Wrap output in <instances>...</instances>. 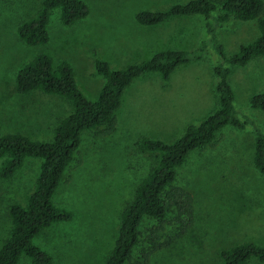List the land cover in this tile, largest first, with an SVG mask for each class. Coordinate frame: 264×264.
Listing matches in <instances>:
<instances>
[{"label": "rangeland", "instance_id": "374dc122", "mask_svg": "<svg viewBox=\"0 0 264 264\" xmlns=\"http://www.w3.org/2000/svg\"><path fill=\"white\" fill-rule=\"evenodd\" d=\"M81 1L88 10L83 20L63 26L53 12L47 26L48 42L29 47L19 40L16 29L37 12L41 0H0V136L19 134L48 142L57 122L70 112L68 103L58 97L15 92V73L37 55H46L53 66L66 62L76 87L85 100L93 101L102 86L101 77L94 74V59L118 70L161 51L195 52L206 39L199 16L174 18L151 27L135 21L140 12H161L188 0ZM213 35L228 56L252 42L258 32L254 21L230 20L223 28H215ZM208 49L199 59L178 67L167 81L152 74L131 83L122 94L109 135L82 134L52 195L53 204L67 210L71 220L53 224L33 239L50 256L51 264H104L121 211L155 164L154 155L138 152V141L172 143L187 126L198 125L216 107L212 67L217 57ZM227 81L236 117L245 121L244 128L223 127L211 146L186 157L176 170L174 186L191 196V226L174 240L179 225L173 220L175 212L167 214L156 233L151 231L156 222L143 221L133 263L220 264L219 253L234 245L264 247V178L251 158L254 130L264 135V112L248 107L249 97L264 91V58L231 68ZM38 165V159L26 158L10 179L0 180V246L10 228L7 208L25 202ZM155 237L159 243L172 242L145 261ZM17 264L29 262L20 257ZM247 264L264 263L250 260Z\"/></svg>", "mask_w": 264, "mask_h": 264}, {"label": "trees", "instance_id": "16d2710c", "mask_svg": "<svg viewBox=\"0 0 264 264\" xmlns=\"http://www.w3.org/2000/svg\"><path fill=\"white\" fill-rule=\"evenodd\" d=\"M53 12L63 26H71L83 20L87 7L81 0H41L37 12L17 29L19 40L29 47L48 42L47 26ZM199 16L203 19L206 39L195 52L161 51L149 59L125 68L113 70L98 59L93 61L94 74L101 77L102 86L93 101L85 100L75 85L70 66L60 61L55 66L46 55H37L20 66L14 76L17 94L39 92L65 100L70 112L61 118L51 131L48 142L31 141L19 134L0 136V180L10 179L26 158L39 160L37 175L23 204H12L7 208L10 228L0 246V264H17L20 257L29 264H51L50 256L33 243V239L44 229L57 223L68 222L71 214L52 202V195L66 168L77 151L85 132L109 135L115 125V113L120 107L126 88L136 80L155 74L162 81L183 65L199 59L203 52L217 57L212 67L215 79L216 107L203 121L187 126L174 142L165 144L158 140L142 138L137 150L151 154L155 164L137 184L131 202L121 211L117 235L111 252L104 264H136L131 261L133 250L139 244V229L143 221L156 222L152 233L159 227L167 214L175 212L173 220L179 225L174 240L184 235L192 223V199L188 192L174 186L176 170L186 157L211 146L223 127L243 129L245 121L236 117L233 107L234 95L227 78L231 68H242L252 59L264 58V4L262 0H188L175 4L161 12H140L135 21L142 27L160 25L181 17ZM254 21L258 35L252 42L240 45L231 55H225L215 44V28H223L229 22ZM248 107L264 112V91L248 99ZM252 165L264 178V135L254 130ZM159 227V228H158ZM150 231V232H151ZM150 240L147 257L166 248L172 240L163 243ZM159 243V244H158ZM220 264H247L250 260L264 263V247L242 243L219 253Z\"/></svg>", "mask_w": 264, "mask_h": 264}]
</instances>
